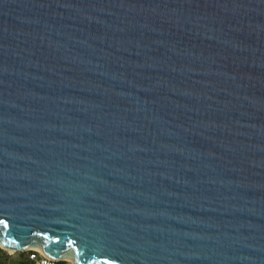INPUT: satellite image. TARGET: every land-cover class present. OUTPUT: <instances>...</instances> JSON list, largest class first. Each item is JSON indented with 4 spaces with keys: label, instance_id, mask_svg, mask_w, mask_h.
Returning a JSON list of instances; mask_svg holds the SVG:
<instances>
[{
    "label": "water",
    "instance_id": "95a60500",
    "mask_svg": "<svg viewBox=\"0 0 264 264\" xmlns=\"http://www.w3.org/2000/svg\"><path fill=\"white\" fill-rule=\"evenodd\" d=\"M32 248L264 264V0H0V249Z\"/></svg>",
    "mask_w": 264,
    "mask_h": 264
},
{
    "label": "built area",
    "instance_id": "2783aa9c",
    "mask_svg": "<svg viewBox=\"0 0 264 264\" xmlns=\"http://www.w3.org/2000/svg\"><path fill=\"white\" fill-rule=\"evenodd\" d=\"M22 253H26L28 255L29 260H31L33 264H72L70 261L67 260L52 259L38 250H28Z\"/></svg>",
    "mask_w": 264,
    "mask_h": 264
},
{
    "label": "rangeland",
    "instance_id": "374dc122",
    "mask_svg": "<svg viewBox=\"0 0 264 264\" xmlns=\"http://www.w3.org/2000/svg\"><path fill=\"white\" fill-rule=\"evenodd\" d=\"M26 256H28L25 253ZM21 253H9L4 250H0V264H19L20 262H24L26 260V256Z\"/></svg>",
    "mask_w": 264,
    "mask_h": 264
},
{
    "label": "trees",
    "instance_id": "16d2710c",
    "mask_svg": "<svg viewBox=\"0 0 264 264\" xmlns=\"http://www.w3.org/2000/svg\"><path fill=\"white\" fill-rule=\"evenodd\" d=\"M0 250H2V249H0ZM21 254L25 255V253H21ZM19 264H33V262L31 260H29L28 256H26V260L24 262H20Z\"/></svg>",
    "mask_w": 264,
    "mask_h": 264
},
{
    "label": "bare ground",
    "instance_id": "6f19581e",
    "mask_svg": "<svg viewBox=\"0 0 264 264\" xmlns=\"http://www.w3.org/2000/svg\"><path fill=\"white\" fill-rule=\"evenodd\" d=\"M27 250H38V249H36V248H32V249H27ZM38 251H40V250H38ZM6 252H13V251H10V250H6ZM14 254H15V252H13ZM62 260H67V261H70L71 262V260L69 259V258H66V257H63V258H61Z\"/></svg>",
    "mask_w": 264,
    "mask_h": 264
},
{
    "label": "snow or ice",
    "instance_id": "6c2138e0",
    "mask_svg": "<svg viewBox=\"0 0 264 264\" xmlns=\"http://www.w3.org/2000/svg\"><path fill=\"white\" fill-rule=\"evenodd\" d=\"M64 243L66 244L67 243V241H64ZM21 246H23V245H21ZM46 251H49V252H51L52 251V249H50V248H47L46 247V249H45ZM58 253H59V249H57L56 250V252H55V255H58Z\"/></svg>",
    "mask_w": 264,
    "mask_h": 264
}]
</instances>
